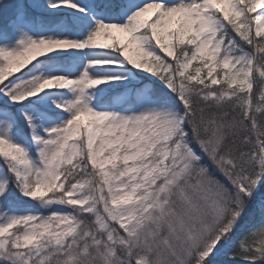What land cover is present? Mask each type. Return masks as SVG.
<instances>
[{
	"label": "snow or ice",
	"instance_id": "6c2138e0",
	"mask_svg": "<svg viewBox=\"0 0 264 264\" xmlns=\"http://www.w3.org/2000/svg\"><path fill=\"white\" fill-rule=\"evenodd\" d=\"M0 264H264V0H0Z\"/></svg>",
	"mask_w": 264,
	"mask_h": 264
},
{
	"label": "rangeland",
	"instance_id": "374dc122",
	"mask_svg": "<svg viewBox=\"0 0 264 264\" xmlns=\"http://www.w3.org/2000/svg\"><path fill=\"white\" fill-rule=\"evenodd\" d=\"M257 10H258V11L260 10L259 6H257Z\"/></svg>",
	"mask_w": 264,
	"mask_h": 264
}]
</instances>
